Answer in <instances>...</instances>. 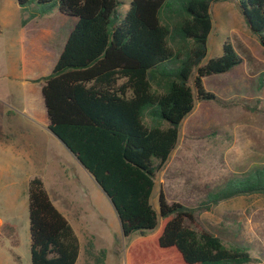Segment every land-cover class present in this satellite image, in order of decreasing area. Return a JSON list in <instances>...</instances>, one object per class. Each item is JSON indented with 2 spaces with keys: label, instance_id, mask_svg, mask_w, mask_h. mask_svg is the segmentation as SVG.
Listing matches in <instances>:
<instances>
[{
  "label": "trees",
  "instance_id": "16d2710c",
  "mask_svg": "<svg viewBox=\"0 0 264 264\" xmlns=\"http://www.w3.org/2000/svg\"><path fill=\"white\" fill-rule=\"evenodd\" d=\"M17 1L28 11L24 24L56 7L78 17L52 72L35 81L42 84L49 127L110 195L124 235L157 231L149 243L130 246L128 264L250 263L245 244L194 227L193 208L168 202L164 192L159 210L151 201L155 174L176 148L196 100L219 99L204 77L243 62L227 40L221 56L203 63L211 6L223 0H131L124 14L121 0ZM237 1L264 47V0ZM255 193L264 194V166L231 178L210 202ZM28 209L31 263L76 264L79 237L39 176L29 180ZM1 230L11 234L15 226L4 222ZM97 261L105 264V255Z\"/></svg>",
  "mask_w": 264,
  "mask_h": 264
},
{
  "label": "rangeland",
  "instance_id": "374dc122",
  "mask_svg": "<svg viewBox=\"0 0 264 264\" xmlns=\"http://www.w3.org/2000/svg\"><path fill=\"white\" fill-rule=\"evenodd\" d=\"M130 2L121 0L122 14L129 9ZM241 14L235 1H229L225 7L213 3L214 29L208 38V53L203 63L221 56L227 40L244 62L228 74L206 78L207 89L216 92L219 99L196 100L194 110L181 125L176 148L155 174L151 201L159 210V196L164 192L168 202L177 201L193 208L194 227L219 235L227 244H245L253 258L248 264H264V194H243L210 202V195L231 178L245 176L252 168L264 166V86H259L260 76L264 77V47ZM27 16L28 11L17 0H0V45L3 46L0 61L4 63L8 58L10 66L16 64L10 72L13 75L9 89L20 87L22 81L19 29ZM26 121L29 126L39 128L33 121ZM43 132L50 138L48 143L56 145L59 148L56 151L60 152L63 148L57 139ZM0 140H3L1 136ZM60 155L63 156L62 151ZM8 165L0 151V264H32L28 184L24 181V169ZM79 186L91 194L89 204L103 209L106 218L103 227L100 222L96 224L97 234L91 240L83 234L78 264H98V258L103 255L105 264L107 260L108 264H128L130 246L143 239L149 243L157 231L124 237L99 186L92 181L89 186ZM4 222L15 226L14 233L8 235L1 230ZM101 230L109 231L110 237H102Z\"/></svg>",
  "mask_w": 264,
  "mask_h": 264
},
{
  "label": "crops",
  "instance_id": "0c3cea01",
  "mask_svg": "<svg viewBox=\"0 0 264 264\" xmlns=\"http://www.w3.org/2000/svg\"><path fill=\"white\" fill-rule=\"evenodd\" d=\"M229 1L231 0H223L218 3L225 7ZM232 1L239 4L237 0ZM211 13L213 15V4ZM77 21L78 17L64 13L57 7L49 13L29 19L25 24L22 21L19 29L21 34L19 41L22 44L20 87L13 86L9 89L8 84L13 75L10 72L15 70L16 64L12 63L10 66L8 58L4 63L3 60L0 61V121L2 122L0 136L3 138L0 140V151L9 163V167L13 165L24 169L23 176L27 184L33 176L43 179L52 201L69 220L79 237L81 251L76 264H78L83 250V234L85 233L91 240L97 234L96 224L100 222L103 227L106 217L103 209L89 204L91 194L82 191L79 186L81 184L89 186L91 181L95 186H98L95 179L80 164L76 156L49 130V118L42 94V84L35 80L52 72ZM246 25L249 28L247 22ZM213 29L214 25L212 31ZM236 32L232 31L233 34ZM238 35L240 34L238 33ZM240 37L242 36L240 35ZM0 56L3 58V46L1 45ZM232 70L225 73L228 74ZM207 77L203 79L206 89L205 80ZM19 95L22 96L21 99H19ZM26 120L38 124L39 128L29 126ZM43 131L57 139L63 148L61 149L63 156L60 155L61 151H56V149L59 150L56 145L48 143L50 138ZM105 197L117 218L113 206L106 195ZM109 220L112 222V217ZM117 221L119 223L118 218ZM119 228H121L120 225ZM108 232L101 230L102 237L108 239L110 237ZM106 264H108V260Z\"/></svg>",
  "mask_w": 264,
  "mask_h": 264
},
{
  "label": "water",
  "instance_id": "95a60500",
  "mask_svg": "<svg viewBox=\"0 0 264 264\" xmlns=\"http://www.w3.org/2000/svg\"><path fill=\"white\" fill-rule=\"evenodd\" d=\"M49 130L66 146V148H68V150L74 154L77 158V160L80 162V164L87 170L86 166L82 163V161L77 157V155L67 146V144L60 138L58 137L53 131L52 129L49 127ZM96 183L98 184V186L100 187V189L102 190V192L107 196V198L109 199L111 205L113 206L115 212H116V215H117V218L119 220V223H120V227H121V231H122V234L124 237H126L123 233V227H122V221H121V218L119 216V213H118V210L116 208V205L114 203V201L111 199L110 195L107 193V191L96 181Z\"/></svg>",
  "mask_w": 264,
  "mask_h": 264
}]
</instances>
